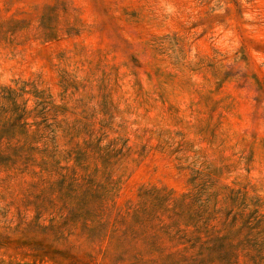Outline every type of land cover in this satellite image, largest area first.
Here are the masks:
<instances>
[{
  "label": "rangeland",
  "instance_id": "rangeland-1",
  "mask_svg": "<svg viewBox=\"0 0 264 264\" xmlns=\"http://www.w3.org/2000/svg\"><path fill=\"white\" fill-rule=\"evenodd\" d=\"M160 257L264 264V0H0V264Z\"/></svg>",
  "mask_w": 264,
  "mask_h": 264
},
{
  "label": "trees",
  "instance_id": "trees-1",
  "mask_svg": "<svg viewBox=\"0 0 264 264\" xmlns=\"http://www.w3.org/2000/svg\"><path fill=\"white\" fill-rule=\"evenodd\" d=\"M138 196L137 204L129 207L126 215L121 214L117 221L124 223L133 237L135 226L140 225L148 234L150 248L158 251L161 249V242L158 241L170 233V220L180 212L184 196L176 197L171 192H161L155 188L143 189ZM156 261L158 264L172 263L171 259L166 257L157 258Z\"/></svg>",
  "mask_w": 264,
  "mask_h": 264
}]
</instances>
